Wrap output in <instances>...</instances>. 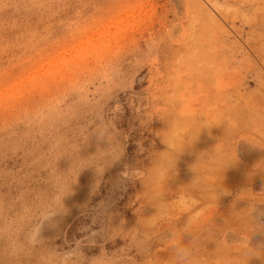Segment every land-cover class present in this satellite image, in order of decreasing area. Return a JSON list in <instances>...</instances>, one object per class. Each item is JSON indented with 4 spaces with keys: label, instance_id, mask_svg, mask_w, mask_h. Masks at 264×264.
<instances>
[{
    "label": "rangeland",
    "instance_id": "374dc122",
    "mask_svg": "<svg viewBox=\"0 0 264 264\" xmlns=\"http://www.w3.org/2000/svg\"><path fill=\"white\" fill-rule=\"evenodd\" d=\"M189 209L264 264V0H0V264H167Z\"/></svg>",
    "mask_w": 264,
    "mask_h": 264
},
{
    "label": "clouds",
    "instance_id": "9594fccd",
    "mask_svg": "<svg viewBox=\"0 0 264 264\" xmlns=\"http://www.w3.org/2000/svg\"><path fill=\"white\" fill-rule=\"evenodd\" d=\"M98 136H101L100 133H97ZM182 139L181 130L176 124L169 126V129L162 141L166 146L169 154L175 152L176 146L180 143ZM167 162V158H165ZM168 169L161 166H157L153 171V176L156 178L157 182L162 185L163 178L166 177ZM227 193L221 192L218 195ZM184 225L178 231L170 233L169 239L172 241L170 246V255L167 260V264H206V260L198 257L195 253L193 247V229L200 224L202 220V215L191 209L184 211ZM252 217L254 221L258 224L264 223L262 217H264V210H254L252 212ZM149 227L152 228L154 225L149 224ZM255 234V233H254ZM190 237V238H189ZM252 238V237H251ZM251 238L241 239L240 244L245 253L251 246ZM144 245H141L143 247ZM213 260L216 261V264H225V261L219 257H213ZM99 264H105L103 260L99 261Z\"/></svg>",
    "mask_w": 264,
    "mask_h": 264
}]
</instances>
